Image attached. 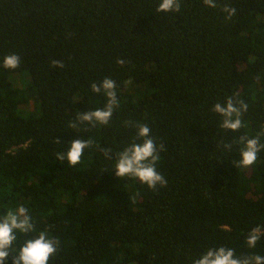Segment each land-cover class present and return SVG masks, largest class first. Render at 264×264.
Segmentation results:
<instances>
[{"label":"trees","instance_id":"obj_1","mask_svg":"<svg viewBox=\"0 0 264 264\" xmlns=\"http://www.w3.org/2000/svg\"><path fill=\"white\" fill-rule=\"evenodd\" d=\"M159 2L0 0V215L23 205L36 229L15 250L45 231L58 241L48 264H194L221 246L264 256V235L246 244L264 228V150L235 166L239 138L264 132V0H181L179 13ZM105 78L119 100L109 124L79 123L107 103L91 88ZM229 97L247 104L236 132L212 111ZM137 123L164 145L156 191L115 175ZM77 139L93 141L80 162L57 159Z\"/></svg>","mask_w":264,"mask_h":264},{"label":"clouds","instance_id":"obj_2","mask_svg":"<svg viewBox=\"0 0 264 264\" xmlns=\"http://www.w3.org/2000/svg\"><path fill=\"white\" fill-rule=\"evenodd\" d=\"M208 7L215 8L216 0H203ZM181 0H160L158 12L179 13ZM223 11L228 15L226 19H231L236 14L234 7L225 6ZM123 64V60H118ZM53 66L63 67V63L52 61ZM20 65V57L17 54H10L4 57L3 67L6 69H16ZM92 91L95 93L103 92L107 97V103L103 108H98L86 113L80 112L77 117L79 123L88 124L95 127L108 125L114 110L119 104L116 92V82L111 78H105L101 83H93ZM212 111L222 117L220 127L233 132L239 131L243 126L241 119L242 112L247 111V104L242 100L229 97L225 103H216ZM128 126H133L131 121L126 122ZM72 127H77L72 124ZM137 128L136 139L125 146L122 151L115 153V175L119 178L132 177L153 191L157 186L166 187L168 181L157 171V163L160 160V152L164 151V145L157 147L155 138L151 135V129L143 123L135 124ZM261 132L254 138L241 136L239 142L243 145L240 150L241 159L235 162L237 168H249L257 161L258 153L264 150V144L260 143ZM57 143L60 141L57 139ZM92 140L77 139L71 142L70 148L66 152H58L57 159L67 161L70 166L77 165L84 154V150L92 145ZM225 148L231 150V144H225ZM105 157L111 158V149H102ZM132 199V198H131ZM132 202H134L132 200ZM36 229L32 222V217L28 214V209L23 205L12 209L9 208L4 215H0V264H48L50 258L57 253L58 241L50 237L49 233L40 231L38 235L27 239L18 250L14 245L18 239L17 233L27 234L35 232ZM264 235V228H253L246 238L249 248H256L257 243ZM194 264H264V256L247 255L237 256L234 249L221 246L219 248H209Z\"/></svg>","mask_w":264,"mask_h":264},{"label":"rangeland","instance_id":"obj_3","mask_svg":"<svg viewBox=\"0 0 264 264\" xmlns=\"http://www.w3.org/2000/svg\"><path fill=\"white\" fill-rule=\"evenodd\" d=\"M25 83L27 82V81H24Z\"/></svg>","mask_w":264,"mask_h":264}]
</instances>
